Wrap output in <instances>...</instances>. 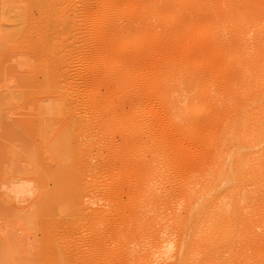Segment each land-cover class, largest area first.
<instances>
[{
  "label": "rangeland",
  "instance_id": "374dc122",
  "mask_svg": "<svg viewBox=\"0 0 264 264\" xmlns=\"http://www.w3.org/2000/svg\"><path fill=\"white\" fill-rule=\"evenodd\" d=\"M37 1L38 0H36L35 2L32 0H0V30H12L14 28V23L11 22L10 24V22H8V19H10L11 17H15V15L18 17L19 12H21L22 9L25 7L30 8L32 6L31 8L33 9H29V12L32 11V13H29L31 16V21L38 22L40 20L39 17L42 16V12L40 10L41 6ZM59 1L60 3H57V0L55 2V5L57 7L52 4V13L50 12L51 15L53 14L51 16L52 19H50L51 24L47 27L39 28L38 30H45L46 34L44 37L46 38V40L44 39V37L41 38L37 29L34 30V28L32 29L33 36L31 35L32 37H29L30 35H28L27 37H25L24 39L27 40L24 41V43V39H19V42L21 41L20 45L17 44L19 43L17 42L18 40H15V43H12L11 41L7 42L8 44H4V46H0V92L9 93L12 91L17 95L20 94L19 96L22 98L19 101H16V104L12 105V107H14L13 109L12 107L10 108L12 111L8 110V112L5 113V115L7 114V122L3 123L4 121H6L4 117L2 122L3 124L0 123V164L2 165H0V264H56L54 260V253L50 250V245L53 241H55L56 238L57 241L60 239V242L58 241V243H60V248H62L63 250H65V247H63L65 245L63 244L67 243L69 239V242H71L72 244L71 247H73L74 250L76 249L75 251L77 253H75L79 257L82 252H88L94 244L93 231L95 233V229L89 223L90 217L88 218V221H85L86 217H83L85 215H83L82 217H78L76 215H79V213L77 214L74 211V214L72 213L73 215H69L71 214V209L69 208V206H67L68 208H64L65 210H68L70 212H68L69 214L67 213L68 215H66V211H64L62 215H58L57 212L52 211L53 208L51 206L54 205L52 204V200H48L49 205L46 203L49 207L44 204V201H46L45 196L47 197V194L53 192L56 186L54 184V173H62L67 171L68 169L66 168L68 167L67 163L63 162L64 160L66 161V159H63L66 157L63 156V154L57 150L59 147L57 148V146L54 145H56L55 143L59 142L60 140L59 138H57L59 137V134H56V132L58 131V129L60 130L62 128L64 122L69 119L70 115V118L74 117V120L90 122L95 112L98 113L95 115L99 116V121L97 122V124L99 125V129H95L94 135L91 137V140L93 141L92 147L95 148L93 152L94 154L92 153L93 155H91L92 159L90 158L89 161L91 165L88 164L90 168L88 167L87 169L86 166L84 168L87 169L86 172L80 174V200H82V204L84 205V207H86V215H90L95 211L103 212L105 213L104 215H107L106 218H108L109 220L110 218H113V215H115L112 214V212L116 210L117 207H119V209L117 210H121L122 206H125L124 208L127 210H123V213H125L124 215H130V212H132V208H130V202L132 200H136V198H138L140 194L142 195V193L139 192L145 189L144 185H147L145 183L148 180L145 175L148 174V176L151 175L149 177H153L154 167L159 173V179H157L156 181L154 180V185L156 186L158 193L155 200H168L169 196L172 199V197L174 198L175 195L178 196L181 194V186L185 182V178L190 177L193 181H201L203 179V176L206 174L208 168L213 167L214 169H216L217 167H219L221 165L222 154L227 149H231L234 146L232 143L229 142H217L211 147H204L202 145V140L205 139L206 136L213 134L216 129V125L203 128L199 134V137L202 138L201 140H199V142V137H196L195 139V137L191 138L185 136L183 134L181 125H174V122L171 121V112L166 107L165 98L162 94V91H164L165 86H168L171 82L175 81L180 76V73L184 71V67H187V65L191 64L194 61H199L200 59L204 60L200 62L199 68L196 69L197 72L201 73V71H210L211 74L216 73V86L223 87L228 82V78L232 73L231 70L234 69L231 67H226L225 59L222 56L216 58V61L212 59L209 54L211 52L210 49H212V43L203 41L201 37H198L197 35L195 36V33H189V36L185 33V36L183 34H175L169 36V38L166 37L165 29L167 24L163 20L165 11L162 9V7L158 6L157 8H155V11L147 9L148 11L145 12L146 7L148 6L147 3L149 4L151 0H112L110 6L113 7H111L110 10H113L112 12H115L114 10L117 9L115 12L116 15L111 12L112 15L114 14V16H111L113 18L110 17L112 21L111 19L107 18V20L105 18V11L108 7L107 0ZM143 2L145 5L143 4ZM245 2V9L246 11H249L251 18H253L255 21V25L251 28L248 27V31L250 33L247 31V36L251 38L248 39V37L246 36V40L248 39V41L245 42L243 45V48L245 50L244 59L246 61L244 69L249 70L246 81L250 83V86L239 97L238 100L241 105V109H243V112H245L250 107H253L256 110V115L258 116L257 120L264 122V0H246ZM101 5L105 8H103ZM58 6H61L63 10L60 9L61 7ZM117 12H119L120 14ZM118 14L119 18H122V20L117 19ZM100 15H103L104 17ZM115 16H117V18ZM53 17L56 18L54 19ZM102 18L107 21L105 22ZM182 19L186 18L183 17ZM10 20L12 21V19ZM113 22L116 25H114ZM99 23H101L100 27L104 30L112 29V31L109 30V33L110 31L111 33L107 35L109 36L108 38L111 39H108V42H104V39H102L106 36L104 30L99 27ZM129 23L132 26H130V28L128 27ZM104 24L106 25L104 26ZM111 24L113 26H117L118 28H113ZM120 24H122L123 27ZM9 25L12 27H8ZM120 26L122 30H129V33H127L129 34L130 38H132V41H130V44H132L127 47L129 50L127 48L126 50L128 51L125 50V54L128 55V59L122 58L121 54H119L120 51L117 50L118 48H116L115 44H112V39H114L113 36L116 34L115 29H119ZM126 26L128 27V29H126ZM256 26L259 28L253 29ZM59 28L63 31L59 30ZM100 30L103 32L101 33ZM255 30H257V32ZM33 31H35V33ZM47 33L51 35H48ZM62 34H66L65 37L62 36ZM36 35L40 37L39 39H41V41H38V44L35 46V40L38 39ZM33 37L36 38L32 40ZM139 37L142 39H140ZM63 38H65V40ZM42 39L44 41H42ZM29 40L32 41L30 42ZM100 40H102L104 43ZM47 41H49V43ZM53 41H55L56 43L53 44ZM133 42L136 43L134 44ZM140 42L142 43L140 44ZM9 43H11V45ZM31 43H33L34 47L36 48L33 49L31 47L33 46ZM105 43L108 45H106ZM12 44L17 45L14 46ZM25 44L29 45V48ZM55 44H57V47ZM51 45L53 46V48H55H50L52 47ZM100 45H102L103 47ZM140 45H142L143 47H140ZM16 46L19 47L16 48ZM41 46H44V48H40ZM46 47L48 48V50L50 49L49 52H46L48 51ZM109 47H112V49ZM138 47H140V49ZM30 48L32 49V51ZM27 49H30V51H28ZM109 49H111L112 51ZM24 52L25 56L23 55ZM44 52H46L47 54H45ZM55 52H57L58 54ZM35 53H39L41 57L38 54L35 55ZM207 53L209 54V56L205 55L204 58H201L204 54ZM26 54L28 55L26 56ZM60 54H62V56L64 57H62ZM100 55L101 57L99 58ZM35 56L37 57V59ZM97 57L101 60H99ZM60 58L62 62L59 61ZM55 62L59 63V65ZM53 63H55L56 65ZM29 64L31 65V67ZM48 65H51L52 67ZM92 66L95 68H93ZM20 67H23V72H21ZM16 68H19L20 70ZM58 68L62 73L58 70ZM96 68H99L100 70ZM46 69L48 70L46 71ZM17 70L19 72H17ZM104 70L106 71L105 74H107V76L113 79H109L110 81H108L107 79H103V75L101 74L104 73L101 72H105ZM39 71L41 72V76L38 74L40 73ZM46 73L49 77H51L52 74L56 81L54 80V78L51 79L52 77L48 78ZM13 74L16 77H14ZM54 74H56V76ZM57 75L59 76L57 77ZM4 76L5 78H8H6L5 81ZM19 76L23 77L21 79H24V81V77H26L27 82L25 81L26 83L24 84L27 86L22 83V80L19 78ZM35 76L37 77V80ZM42 76L45 78H43ZM99 76H102V78ZM31 77L34 78L32 79ZM60 78H63L64 80H61ZM120 79L123 82L122 84L120 83ZM18 80L20 83L18 82ZM31 80L35 81L32 82ZM53 80L55 81L54 84L52 83L54 82ZM38 81L43 82L42 87L40 82ZM9 82H13L14 84L11 83V85H9ZM5 84L9 85L7 87H12H10L9 89L6 87ZM35 84L38 85V88ZM91 84L94 87H91ZM48 89H51V91H49ZM89 89L92 91L95 89V91H97L96 97L98 105L94 107L96 110L94 108L91 109L90 107H88L89 96L91 95L89 92H92ZM41 90L44 93L41 92ZM52 90L57 91L53 92ZM30 91L35 92H32L31 94ZM24 92L27 98L24 97ZM48 92H51L52 96L50 93L48 94ZM37 93L41 95V97L36 96L38 95ZM176 93L178 96L177 91L174 92V94ZM55 94L58 95L55 96ZM174 96L177 97L176 95ZM31 97L33 100L31 99ZM59 97L61 99L63 97L62 100L65 101L66 109L70 108L72 109L71 111H63L60 106H55L59 103ZM38 98L40 99V102L38 101ZM49 98L53 100H50ZM85 98H87L88 101ZM55 100L57 103L54 104L53 102ZM260 100H262V104L259 102ZM17 102H19L20 104ZM41 102L42 104H40ZM51 103L55 107H53V109L55 110H50ZM86 104L88 105L87 107L85 106ZM77 105H79L81 108ZM72 106H74V108ZM80 109H83L85 111ZM92 110H94L95 112L93 111L92 113ZM85 112L91 113L85 114ZM232 114H234L233 111L230 112V115ZM36 115L38 116V118ZM85 115L89 117H85ZM234 115L237 116V113ZM7 116L10 118V122ZM53 116L55 117V119ZM39 117L43 120L42 122L40 121ZM42 117H44V119ZM49 117L50 119H53L55 124L52 125V123L54 122L49 121ZM36 119L39 120L40 124L43 123L48 126V131H50L48 135L53 132L51 137L49 135V138L46 139L48 135L45 136L46 134H42L44 135L42 136L37 134V129L35 128L39 126V122ZM29 123H31V126L29 125ZM37 123L38 126L36 125ZM49 124H51L55 129L50 127L51 125ZM15 130H18V134L22 132L21 135L19 134L17 136ZM14 132L17 137H13ZM138 132L141 135V138L143 139H140L139 141H145V143L141 144L140 142L138 143V145H132L130 147V150H123V153H121L122 150L120 152V149L118 147H121V144L123 145L125 140V138L123 137L131 135L130 133H132V135L138 134ZM36 135L38 136V138L36 137ZM145 135H148L149 138H145ZM52 136L54 139L52 138ZM55 136L58 141H56L57 139L55 140ZM86 141L87 140L84 139L83 142ZM243 142L244 136L240 133L237 135L236 145L243 144ZM85 145L86 143H83L82 147H85ZM150 146L152 147V149ZM154 147V151H156V154H151L148 149L152 151ZM211 149L217 152L218 155H212ZM51 153L53 156L51 155ZM7 155L10 158H8ZM154 155L157 156L155 157ZM104 165L109 166L104 167ZM6 166L9 167L7 168ZM112 177L117 178L118 180H112ZM4 180L9 182L6 183ZM260 181L264 182V168L261 170L260 173H258V175H256L255 177H251L250 180L245 183V185L253 186L256 184V182ZM52 194L53 193H51V195ZM158 211L161 217L164 218L165 212L168 211V209L165 207V205H162L158 207ZM55 221H62V225L60 226L61 230L57 229V233H54L53 228L50 224ZM109 223L110 222H108V224ZM152 223L153 220H150L148 226L140 231V229L137 227L136 222V227L134 228L132 225L131 227H127V231L119 230L117 234L113 232L116 235H108V238L104 239V246L105 248L108 247L106 248L108 258H106L105 261L100 264H126V260L124 259L125 257H123L120 253H124L126 250H128V248L133 250V254L136 255V257L142 256L145 260L147 253L144 251V255H142L141 250L143 245L139 243V241L145 240L146 242L148 239H151L149 229L151 231L157 229L162 235V237H164L165 234H170L174 239L177 238V229L171 228L170 226H163L159 223ZM108 224L102 225L100 227V237L101 235L106 234L108 232ZM123 224H125V221H122L120 226ZM47 225L49 227V230H52L51 232L48 230ZM50 234L52 236H50ZM56 234L57 236H55ZM121 236L123 238H121ZM115 237H119L120 239L125 240V242H128V245L123 246L120 244H116L114 241ZM62 239H66L67 241H64L62 244ZM26 240L27 243L24 244V241L26 242ZM4 244H8L7 248H5L6 246ZM11 244L12 246L9 247V245ZM13 244H16V246H14ZM191 244L192 243L190 241V247L192 246ZM13 246L17 248L13 249ZM4 257L8 258L4 259Z\"/></svg>",
  "mask_w": 264,
  "mask_h": 264
},
{
  "label": "bare ground",
  "instance_id": "6f19581e",
  "mask_svg": "<svg viewBox=\"0 0 264 264\" xmlns=\"http://www.w3.org/2000/svg\"><path fill=\"white\" fill-rule=\"evenodd\" d=\"M32 1L35 2L36 0H32ZM57 1H58L57 3H60L59 0H57ZM111 1L112 0H107L108 7L106 8V11L104 10L106 15L103 13L105 15L106 19L107 18L108 19L113 18L111 16H114V14L117 10V9H115L114 10L115 12H112L113 10L112 11L110 10V8L113 7V6H110L112 3ZM113 1H115V0H113ZM245 1L244 0H151L149 4L147 3L148 6L146 5L147 7H146L145 12H147L148 10H151V11L154 10L155 11V8H157L158 6H161L162 9L165 11L164 16H163V20L167 24L166 29H165L166 37L169 38V36L175 35V34H183L185 36V33H186V35L189 36V33H193V34L195 33L194 35L201 37L203 41H206L208 43L209 42L212 43V46L210 45L212 49H210L211 52L209 51L210 52L209 54L214 61H216V58L222 56L225 59L226 67H231L234 69V70H231L232 73L230 74V76L228 78V82L223 87L216 86V73L211 74L210 71L209 72L208 71H205V72L201 71V73H199L196 71V69L199 68L200 62H202L204 60V59H200L199 61H194L191 64L187 65V67H184L183 68L184 71L180 73V76L175 81L171 82L170 85L165 86L164 91H162V94L164 95V96L163 95L162 96L165 98V105L169 109V111L171 112V117H170L171 121L174 122L173 123L174 125H178V124L181 125L183 134L185 136L191 137V138L195 137V139H196V137H199V134L203 128L210 127L212 125H216V129L213 132V134L206 136V138L202 140V145L204 147H211L212 145H214L217 142H229V143H232L234 145L233 148L227 149L222 154L221 165L219 167H217L216 169H214L213 167L208 168V170L206 171V174L203 176V179L201 181H199V182L193 181L190 177H187V178H185V182L181 186V194L180 195H178V196L175 195V197L174 198L172 197V199L169 196L170 198L168 197V200H155L158 193H157L156 186L154 185V183H155L154 180L156 181L157 179H159V177H158L159 173H158L157 169L154 167L153 177H149L151 175L148 176V174L145 175L148 180L145 183L147 185H144L145 186V189H143L144 191L142 190L143 192L142 191L139 192V193H142V195L140 194V196L138 198H136V200H132L130 202V208H132V212H130L131 216L130 215H128V216L124 215L125 213H123V212L127 210L124 208L125 206L124 207L122 206V208L120 207L121 210H117V209H119V207H117V209L113 208V209H116L118 212L116 210H114L112 212V214H115V215H113V218H110V220L108 218H106L107 215H104L105 213H103V212L95 211L94 213L91 212L92 214H90V215H86V212H85L86 207H84V205L82 204V200H80V198H81L80 197L81 196V193H80V174L85 173L86 170L88 169V167L90 168V166L88 164H90L89 161H90L91 155L94 154L93 152L95 150V148L92 147L93 141L91 140V137L94 135L95 129H99V125L97 124V122L99 121V116L95 115L98 113H96L94 110L91 111L92 113L94 111L95 114L93 115L94 117L92 116V120L89 119L90 122H85V121H81V120H74V117L70 118L71 115L70 116L68 115L69 119H67L66 122H64L63 126L61 125L62 128L60 130L58 129V131L55 130V131H57L56 134H59L58 135L59 137H57V138H59L60 140H59V142L55 143V140L57 139L55 136L54 143L56 145H54V146H57V148L59 147L57 150L60 151L63 154V156L66 157V158H63V159H66V161L64 160L63 162L67 163L68 167H66V168H68V169H67V171L62 172V173H57V174L54 173V181H55L54 184L56 185L55 186L56 189L54 188L53 192H51V193H53L52 195H51V193H49V194H47V197L45 196L46 201H44V204L47 203L49 205L48 200H50V201L52 200V204H54L51 206L53 208L52 211L57 212L58 215H62V213H64V211H66V215H68L70 212H71V214H69V215H73L74 212H76L77 214L79 213V215H76L78 217L79 216L82 217L83 215H85V216H83L84 218L86 217L85 221L86 220L88 221V218L90 217L89 223L95 229V233L93 231L94 244L92 245V248L89 249L88 252L85 250L86 253L82 252L80 257L76 254L77 253L75 251L76 249L74 250L73 247H71L72 244H71V242H69L70 241L69 239H68V242L64 243V244H63V242L64 241L66 242L67 238L62 239L61 243L63 245H65V246H63V247H65V250H63L62 248H60L61 247L60 243H58V241L60 242V239L58 238L59 240L57 241L56 240L57 238H56L55 241H53L54 243L52 242L53 244L51 243V245H50L51 249L49 248L54 253V260H55L56 264H100V263L104 262L106 258H108V253L106 251V248H108V247L105 248V246H104L105 245L104 239L108 238V235L109 236L116 235L119 230H126L127 231V227H131L132 225L134 228V227H136V222H137V227L141 231L142 229H144L145 227L148 226L150 220H153L152 224L159 223V224H162L163 226H170L171 228L177 229V231H178L177 238L174 239L170 234H168V235L165 234V236L162 237V235L160 234V232L157 229H154L152 231L149 229L151 239H148L146 242H145V240L139 241V243H141L143 245L142 250H141L142 255H144V251L147 253L145 260H144V257H142V256L136 257V255L133 254V250L128 248V250H126V251L122 250V251H125L124 253H120L123 257H125L124 259L126 260V264H264V182H262V181L256 182V184L253 186L245 185V183L247 181H249L251 177H255L256 175H258V173H260L261 170L264 168V122L257 120L258 116L256 115V110L253 107H250L245 112H243V109H241V105H240L239 100H238L239 97L250 86V83H248V81H246L247 80V74H248L249 70L244 69V66L246 65V61L244 59L245 50L243 48V45L245 42L248 41L249 38H251V37L247 36L248 35L247 31L249 30L248 27L251 28L255 25L254 19L251 18L249 11H246V9H245V4H246ZM37 2H39L40 6H41L40 10L42 12V14H41L42 16L39 17L40 20L36 19V20H39L38 22H32L31 21V18H30L31 16L29 13L30 12L32 13V11L29 12V9L32 6L30 8H28V7L23 8L22 11L19 12L18 17L16 15H15L16 18L11 17L10 19H12V21L10 19H8V22H10V24H11V22L14 23V28L12 30H9V31H7V29L6 30L5 29L0 30V46H4V44H6L7 42H11V41H12V43L13 42L15 43V40H18L17 42H19V39L20 40L24 39L28 35H30L29 37H32L33 36L32 35L33 34L32 29L35 28L34 30L37 29V31H38L39 28H44V27H47L51 24L50 19H52L51 16L53 15V14L51 15V13H52L51 7H52V4L55 5L56 0H40V1L38 0ZM104 2H106V1H104ZM104 2H102V3H104ZM143 4H144V2H143ZM30 5H28V6H30ZM107 5H104V6H107ZM61 6H58V7H61ZM127 7H129V6H127ZM103 8H105V7H103ZM31 9H33V8H31ZM60 9H62V7ZM91 9H92V7H91ZM128 9H126V10H128ZM98 11H99V8H98ZM111 12L114 14L112 15ZM119 12H117V13H119ZM59 14H60V12H59ZM97 14H96V16H97ZM119 14L117 15L118 18H117V16H115V17L117 19L122 20V18H119ZM178 14H180V15H178ZM187 14L190 16H188ZM130 15H131V13H130ZM252 15H253V13H252ZM100 16L104 17L103 15H100ZM121 16H122V14H121ZM63 17H64V15H63ZM180 17H182V18L185 17L186 19H182ZM53 18L55 19L56 17H53ZM95 18H98V17H95ZM102 19H100V20H102ZM62 20H59V21H62ZM107 20H104V21L106 22ZM111 21H112V19H111ZM98 22H99V20H98ZM100 22H102V21H100ZM110 23H112V22H110ZM7 24H9V23H7ZM100 24L101 23L98 24L99 27H100ZM107 24H108V22H107ZM113 24L116 25L114 22H113ZM55 25H57V24H55ZM105 25L106 24H104V26ZM120 25L122 26V24H120ZM125 25H127V24H125ZM133 25H134V23H133ZM101 26H103V25H101ZM111 26L113 28H115V27L118 28L117 27L118 23H117V26H113L112 24H111ZM121 26L119 27V29H117L118 32L115 29L116 34L113 36L114 39H112L113 40L112 44H115L116 48H118L117 50H119L121 52V53L119 52V54H121L122 58L128 59V55L125 54V50L127 47H129L132 44V43L130 44V41H132L131 40L132 38H130V36L128 34L129 30H127V31L122 30ZM130 26H131V24L129 23L128 27L130 28ZM8 27H12V26L9 25ZM36 27H38V28H36ZM58 27H59V25H58ZM128 27L126 29H128ZM103 28H106V27H103ZM256 28H259V27L256 26L253 29H256ZM53 29H54V27H53ZM55 29H56V26H55ZM59 30L63 31L60 28H59ZM102 30H104V29H102ZM109 30L112 31V29H109ZM109 30L108 29L104 30V33L106 36L105 38H102V39H104V42H108L109 40H111L110 38H108L109 36H107L111 33V31L109 33ZM257 30H260V29H257ZM257 30H255V31L257 32ZM53 31H55V30H53ZM130 31H131V29H130ZM33 32L35 33V31H33ZM65 32H67V31H65ZM102 32L103 31H101V33ZM134 32H137V31H134ZM134 32H132V33H134ZM38 33H39V36H41V38L44 37L46 34L45 30L38 31ZM94 34H96V33H94ZM48 35H51V34H48ZM65 35L66 34H64V35L62 34V36H64V37H65ZM249 35H251V34H249ZM36 36L38 37V39L35 40L36 41V43H34L35 46L38 44V41H41V39H39L40 37L38 35H36ZM60 36H61V34H60ZM246 36L248 37L247 40H246ZM46 37H47V35H46ZM101 37H103V36H101ZM35 38L33 37V39L32 38L31 39L34 40ZM139 38H137V39H139ZM44 39L46 40L45 37H44ZM63 39L65 40V38H63ZM137 39H135V40H137ZM140 39H142V38H140ZM26 40L24 39L23 43ZM32 40H29V41L31 42ZM47 40H48V38H47ZM42 41H44V40L42 39ZM100 41H102V40H100ZM47 42L49 43V41H47ZM54 43H56V42L53 41V44ZM103 43H101V44H103ZM141 43L142 42H140V44ZM9 44L11 45V43H9ZM17 44L20 45L21 41ZM17 44H15V45H17ZM31 44L33 45V46H31L33 49L36 48V47H34L33 43H31ZM39 44H40V42H39ZM58 44H59V42H58ZM12 45H14V44H12ZM25 45H27V44H25ZM55 45L57 47V44H55ZM106 45H108V44H106ZM142 45H140V47H143ZM27 46L29 48V45H27ZM44 46H45V44H44ZM44 46H41L40 48L43 49ZM100 46H102V45H100ZM17 47H19V46H16V48ZM97 47H98V45H97ZM112 47H113V45H112ZM112 47H109V48L112 49ZM140 47H138V48L140 49ZM50 48L54 49L55 47L53 48V46H52ZM30 49H27V50L30 51ZM38 49H39V47H38ZM111 49H109V50H111ZM47 50H48V48H47ZM49 50L46 52H49ZM128 50H126V51H128ZM31 51H32V49H31ZM33 52H35V51H33ZM46 52H44V53L47 54ZM107 52H110V51H107ZM55 53H57V52H55ZM24 54H25V52L23 53V55ZM36 54L40 55L39 53H35V55ZM111 54H113V53H111ZM142 54H143V52H142ZM209 54L208 53L204 54L201 58H204L205 55L209 56ZM27 55L28 54H26V56ZM55 55H54V57H55ZM60 55L62 56V54H60ZM40 57H41V55H40ZM62 57H64V56H62ZM100 57H101V55L99 56V58ZM45 58H47V57H45ZM58 58H59V56H58ZM36 59H37V57H36ZM99 60H101V59H99ZM123 60H125V59H123ZM59 61H61V58ZM99 62H101V61H99ZM55 63H57V62H55ZM55 63H53V64H55ZM57 64L59 65V63H57ZM99 64H101V63H99ZM48 66L52 67L51 65H48ZM94 66H95V64H94ZM30 67H31V65H30ZM20 68H21V72H23L24 71V70L22 71L23 67H20ZM93 68H95V67H93ZM16 69H19V68H16ZM96 69H99V68H96ZM47 70L48 69H46V71ZM54 70H56V69H54ZM58 70L60 71L59 68H58ZM58 70H57V72H58ZM102 70H103V68H102ZM96 71H98V70H96ZM111 71H109V72H111ZM5 72H7V71H5ZM17 72H19V71L17 70ZM60 72H59V74H60ZM101 73H104V74H101V75H103V79H105V80L107 79L108 81L113 79V78H110L109 76H107V74H105L106 71L101 72ZM38 74L41 76V72ZM56 74H54V75L56 76ZM10 75H12V74H10ZM46 75H47V73H46ZM6 76H7V74H6ZM13 76H14V74H13ZM58 76L59 75H57V77ZM112 76H114V75H112ZM14 77H16V76H14ZM28 77H30V76H28ZM51 77L48 76V78H51V79L54 78L52 76V74H51ZM61 77H64V76H61ZM93 77H94V75H93ZM99 77L102 78V76H99ZM4 78H5V76H4ZM6 78L4 79V81L6 80ZM19 78L21 79L23 77L19 76ZM24 78L26 81V77H24ZM31 78L33 79L34 77H31ZM35 78L37 80L36 76H35ZM43 78H45V77H43ZM98 79H100V78H98ZM54 80L56 81L55 78H54ZM25 81L23 79L22 83L24 84L27 82V81L26 82ZM31 81L33 82L35 80H31ZM55 81L52 83L54 84ZM13 82H14V80H13ZM13 82H9L8 84L11 85V83H13ZM18 82H19V80H18ZM38 82H40V81H38ZM120 83L121 84L123 83L121 79H120ZM40 84L42 87L43 82H40ZM9 85H6V87ZM35 85L38 88V85L37 84H35ZM1 86H3V85H1ZM25 86H27V85H25ZM10 87H12V86H10ZM10 87H7V88L10 89ZM16 87H18V86H16ZM91 87H94V86H92V84H91ZM90 89H92V88H90ZM32 90H34V89H32ZM49 91H51V89ZM52 91L54 92L55 90H52ZM90 91H92V90H90ZM175 91L178 92V96H177V93L174 94ZM30 92L32 94V92H35V91H30ZM41 92H43V91L41 90ZM58 92H60V91H58ZM96 92L97 91H95V89L92 92H89L91 94L89 96V103L85 102V103H88L89 106L86 104L85 105L86 107L88 106L91 109H93L96 105H98ZM49 93L51 94V92H48V94ZM19 95L15 94L12 91L9 93L8 92H6V93L0 92V123L3 122L4 117H5L6 121H4L3 123L7 122V118H6L7 114L5 115V113H7L8 110L12 111L10 109L12 107V105L16 104V101H19L20 99H22ZM23 95H24V97L27 98V96H25V92ZM56 95H58V94H55V96ZM174 95H176L177 97H175ZM32 96H34V95H32ZM36 96L41 97V95H39V94ZM51 96H52V94H51ZM31 99H32V97H31ZM62 99H63V97H62ZM62 99L60 97L58 98L59 101L56 99L59 103L55 106H58V107L60 106L63 111L64 110L71 111L72 109H70V108H69L70 110L66 109L65 101ZM85 99L88 101L87 98H85ZM23 100H25V99H23ZM29 100H30V98H29ZM50 100H53V99H50ZM56 100L54 102L53 101H50V102H53L55 104V103H57ZM38 101L40 102V99ZM32 102H34V101H32ZM259 102L261 103L262 100H260ZM17 103H19V102H17ZM40 104H42V102ZM79 105H77V106H79ZM37 107H39V106H37ZM51 107H50V110H55V109H53L54 106L52 105V103H51ZM72 107L74 108V106H72ZM82 107H84V106H82ZM13 108L14 107H12V109ZM75 108H77V107H75ZM83 109H80V110H83ZM85 109H87V108H85ZM40 110H42V109H40ZM76 110H78V109H76ZM80 110H79V112H80ZM83 111H85V110H83ZM232 111L234 114L237 113V116H235L234 114L230 115V112H232ZM91 112H87V113H91ZM87 113L85 112V114H87ZM13 114H14V112H13ZM15 114H16V111H15ZM47 114H48V112H47ZM61 114H62V112H61ZM43 115H41V116H43ZM85 117H89V116L85 115ZM37 118H38V116H37ZM42 118L44 119V117H42ZM39 119L41 122L43 121L40 117H39ZM45 119H47V118H45ZM54 119H55V117H54ZM8 120L10 122V118ZM48 120L51 122H54L53 119H50V117ZM37 121L39 122V120H37ZM30 124L31 123H29V125ZM53 124H55V122L52 123V125ZM36 125L38 126V123ZM49 125H51V124H49ZM52 125L50 127L53 128ZM33 126H35V125H33ZM45 126H46V124H43V123L40 124V122H39V126L37 128H35V129H37L36 132L38 135H42V134H44V135L46 134L45 136L48 135V133L50 131H48V126H46V127ZM2 127H3V125H2ZM53 129H55V128H53ZM130 130H132V129H130ZM15 132L17 133V136L19 134L21 135V133H22L21 132L18 134V130H15ZM15 132H14V135L12 134L13 137L14 136L17 137ZM133 132H135V131H133ZM240 133L244 136V142H243V144H237L236 145L237 135ZM52 134H53V132L51 134H49L50 137ZM126 134H128V133H126ZM130 134L131 135H129L127 137H125V136L123 137V138H125L124 143H123V145L121 144V147H118L120 149L119 150L120 152L122 150L121 153H123V150H130V147L132 145H138V143L141 142V141H139L140 139L143 140L141 138V135L139 134V132H138V134L133 133L134 135H132V133H130ZM44 135H42V136H44ZM49 135H48V137H46V139L49 138ZM54 135H55V133H54ZM150 135H152V134H150ZM36 137L38 138L37 135H36ZM146 137H148V135L147 136L145 135V138ZM52 138H53V136H52ZM53 139H51V140H53ZM84 139H86L87 141L83 142ZM201 139L202 138L199 137L198 142ZM56 141H58V139ZM54 143H52V144H54ZM83 143H86L85 147H82ZM142 143H145V141H142L141 144ZM14 147H16V146H14ZM151 149H152V147H151ZM154 149H155V147L153 148L152 151L150 149H148V151L151 154H156V151H154ZM139 150H141V149H139ZM12 151H9V152H12ZM143 152H144V150H143ZM54 153H55V151H54ZM211 153H212V155H218V153L213 151V149H211ZM51 155H52V153H51ZM7 157H8V155H7ZM8 158H10V157H8ZM54 158H55V156H54ZM60 158H61V156H60ZM47 159H48V157H47ZM99 159H101V158H99ZM96 160H98V159H96ZM57 161H58V159H57ZM91 161H93V160H91ZM108 162H109V160H108ZM86 166H87V169H84ZM105 166H109V165H104V167ZM136 169H138V168H136ZM155 169H156V171H155ZM8 172H9V170H8ZM105 173H106V171H105ZM49 175H48V177H49ZM125 178H127V177H125ZM115 179H117V178L112 177V180H115ZM4 181L6 183L9 182L6 180H4ZM10 181H11V179H10ZM79 193H80V195H79ZM40 196H41V194H40ZM166 199H167V197H166ZM6 200H9V199H6ZM6 200H4V201H6ZM50 204H51V202H50ZM65 204H66V206H65ZM162 205H165V207L168 209V211L165 212L164 218L161 217V215L158 211V207H160ZM67 206H69V208L71 209L70 212L68 210L64 209L65 207L68 208ZM44 208H46V207H44ZM48 212H47V215H48ZM76 216H74V217H76ZM74 221H76V220H74ZM107 221L110 223L108 224ZM122 221H125V224L120 226ZM61 222L55 221L53 223H50L52 228H53L54 233L55 232L57 233L58 232L57 229H60V226L62 225ZM105 224L106 225L108 224V226H109L108 232L106 234L101 235V237H100V234H101L100 233V227L102 225H105ZM47 227H48V225H47ZM48 230H49V227H48ZM49 231L51 232L52 230H49ZM113 232L116 234H114ZM50 236H52V235L50 234ZM55 236H57V234ZM55 236H53V237H55ZM64 237H66V236H64ZM121 238H123V237L121 236ZM114 241L116 244H120L123 246L128 245V242H125V240L120 239L119 237H115ZM190 241L192 243L191 247H190ZM29 242H31V241H29ZM25 243H27V240H26V242L24 241V244ZM8 244H10V243H8ZM4 245L3 246L5 248H7V245L6 244H4ZM11 246H12V244L9 245V247H11ZM14 246H16V244ZM14 246L12 247L13 249L17 248ZM77 247H79V246H77ZM89 248H90V246H89ZM10 250H11V248H10ZM77 250H79V249H77ZM5 258L7 259L8 257H4V259Z\"/></svg>",
  "mask_w": 264,
  "mask_h": 264
}]
</instances>
